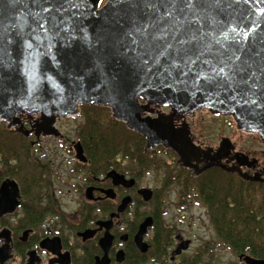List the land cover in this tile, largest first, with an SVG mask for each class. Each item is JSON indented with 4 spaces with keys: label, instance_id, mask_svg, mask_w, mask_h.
<instances>
[{
    "label": "water",
    "instance_id": "obj_1",
    "mask_svg": "<svg viewBox=\"0 0 264 264\" xmlns=\"http://www.w3.org/2000/svg\"><path fill=\"white\" fill-rule=\"evenodd\" d=\"M136 2L108 9L109 0H60L59 11L45 12L50 0H0V122L27 137H62L58 120L79 116L83 107L108 108L114 120L145 139L146 149L163 146L186 169H198L200 154L174 123L197 112L232 117L238 129L258 134L264 144V0H196L194 10L182 3L153 10ZM72 146L76 160L86 163L82 144ZM220 159L219 153L196 175L213 167L238 172ZM107 178L117 187L136 183L117 172ZM104 193L115 198L114 190ZM139 195L152 200L150 189ZM86 197L93 199L92 189ZM21 199L17 182H4L0 219L15 213ZM131 202L125 198L111 220L98 223L100 231L106 229L100 240L105 255L96 264H110V230ZM152 225L147 218L135 237L144 254L150 249L144 236ZM97 232L80 236L86 241ZM0 234L7 237L0 248V264H6L13 252L11 231ZM49 241L41 248L62 258L60 264H71L70 253L60 254V240L54 239V247ZM190 246L191 241H182L173 255ZM29 257L28 264L40 263L37 252ZM239 259L264 264L251 256ZM123 260L121 252L118 261Z\"/></svg>",
    "mask_w": 264,
    "mask_h": 264
},
{
    "label": "flooded vegetation",
    "instance_id": "obj_2",
    "mask_svg": "<svg viewBox=\"0 0 264 264\" xmlns=\"http://www.w3.org/2000/svg\"><path fill=\"white\" fill-rule=\"evenodd\" d=\"M160 111L162 113L168 114L170 109L162 108ZM79 116H81V114ZM152 117H156V115H153ZM213 120H222L223 122H227L228 119H226V116H215L209 111L205 110L185 117L174 123L177 129H183L186 131L185 133L194 146L196 152L200 154V163H195L199 166L198 169H186L182 167V165L177 161L174 162L173 165L175 168L181 167L182 169L179 168L181 171L183 169L189 171L188 175L190 174V178L194 181L213 171L229 175L236 181H239L241 184L246 186V188L252 189L254 193L250 195V197L253 199L254 211L256 215L255 230L259 234H264V145L261 143L258 136L246 134L244 131L236 128L237 126L235 127L237 131H235L231 136H221L219 139H217L216 144L207 141L204 130L208 128L206 125L211 123ZM22 123L27 129H30L28 120L22 119ZM0 128L7 129V131L14 132L15 134L23 137L27 143H30V147L33 149L34 153H38L40 151L45 139L51 138L43 136L37 138L33 133L27 137L24 134L17 132L14 128L8 129L7 124L2 122H0ZM52 138L57 139L61 145H63L64 142L69 143L67 152L76 162L74 168L75 171H73V173L77 172L83 173L85 175L84 184L83 186H78V189L86 203L83 204L82 209H80L79 212L74 215V217L69 218L62 210L57 198L52 194L54 205L58 206L57 211L48 212L46 217H44V220L39 225L30 227L26 222V219H29V216H27L28 214L24 211L25 198L23 195L22 185L17 179L8 176L9 171H16V173H18L20 168L15 163H8L9 166L7 169L2 165V167H0V189L3 183L7 180H14L19 185L22 197V204L16 210V212L5 215L0 219V233L3 231H11L12 238V242L10 243V246L13 249L12 257L6 262V264H28L30 260L29 253L31 252H37V255L41 259L39 264H50L53 260L57 262L62 261V258H60L58 255H54L50 250L48 251L42 249L40 246L43 241L48 239L50 240L49 243H51V245L54 247L55 244L52 242L56 238L60 240L62 245V251L60 254L64 255L65 253H70L71 264H96L97 258H102L105 255L100 246V240L105 235L106 229L103 228L100 231L98 223L111 220V216L118 212V208L122 204L123 200L127 197L132 199L131 204L128 206L125 212L120 215L119 218L114 219L113 226L110 230V234L114 237L112 247L109 251V259L111 261L110 264H133L134 261L142 260V258L146 259L142 264H159L154 263L155 259H152L149 256L147 258L144 257L150 253L152 249V242L155 238V210L152 206L154 205L152 202L154 199L158 200V204L161 208V214V212L165 210L163 209V206L166 204V199L164 201V191L167 189V185L171 182V180L176 181L177 187H180V180L178 176H176L177 179H171L169 176L165 177L164 186L162 187L160 185L155 187V189L139 186V180H143L145 174L149 175L150 171L145 174H141L140 172L131 174L126 170L119 171L111 169L106 174L97 176L96 173L90 169L92 162L90 161L88 153L84 147V154L88 160L86 163L76 160L75 148L70 144L69 139L63 134L62 137ZM250 139L255 140V142L249 143ZM243 141L248 143L247 147L239 145V143L242 144ZM79 142L81 143V141ZM249 145H251V148ZM257 146L258 148H256ZM163 149L165 148L159 146L153 151H148L145 144L143 154L146 156L150 155L151 157H156L164 151L167 156H170L171 152L168 151V149ZM219 153L221 154V163L228 169H236L238 172L230 173L222 168L213 167L209 170L201 172L199 175H196L197 171L203 169L207 163L210 162V159ZM41 156V158L46 157V155L43 153H41ZM52 166L53 164H50V166L48 165L47 167L51 174ZM151 171L153 173L157 172L155 170ZM110 172H117L118 174L124 176L127 180H135L136 183L134 187L126 188L124 186H115L113 180L107 178ZM160 172H163V175L166 176L163 170H160L157 173ZM241 175L246 176L247 180H244ZM170 187H173V185L171 184ZM88 189L93 190L92 200L87 199L86 197ZM142 189H150L152 191L151 201L145 202L142 196L139 195V191ZM109 190H114L115 198L111 199L106 197L104 192ZM193 198L194 196L188 199L183 198L184 202L182 203H184V206H181L180 204L179 207H182L184 210L187 209V205H185V203ZM134 207H136V211L133 213L136 217V222H133L131 219L132 208ZM144 207H149L150 212L145 211V213L140 215L138 210ZM86 216L89 217H87L88 220L86 219ZM147 218L153 219V225L148 229V232L144 236V241L150 246L149 251L144 254L138 249L135 242V237L139 232L141 224ZM164 227L165 229L174 232V236L172 237V246L174 245L176 248L173 251L169 250V260L166 263L174 264L179 262V257H181V255H183L188 250L183 251L181 255H173L178 246L185 239H183L182 236L176 235L178 232L177 227ZM88 230H98V232L93 238L84 241L80 234ZM6 239V236L1 237L0 248L5 245ZM121 252L123 253L124 257L123 262L118 261V254ZM55 264H60V262Z\"/></svg>",
    "mask_w": 264,
    "mask_h": 264
},
{
    "label": "trees",
    "instance_id": "obj_3",
    "mask_svg": "<svg viewBox=\"0 0 264 264\" xmlns=\"http://www.w3.org/2000/svg\"><path fill=\"white\" fill-rule=\"evenodd\" d=\"M81 116L85 122L81 126L83 131L79 130V140L92 162L90 169L97 176H102L111 169L126 170L131 174L163 170L165 177L177 179L175 167L164 165L157 157L144 155V139L127 130L122 123L113 121L107 109L84 107ZM31 152L23 137L0 128V164L6 169L13 162L19 166L18 173L9 171L8 176L21 183L25 198L24 211L29 216L26 222L28 226L35 227L44 220L48 212L57 211L58 206L54 205L50 181L45 180L42 170L38 173V161ZM209 178L205 181L186 178L181 193L185 199L195 195L207 207L216 240L205 243L193 256L182 257L174 264H210L208 256L220 246L227 247L238 257L249 255L264 260V234L255 230L256 215L254 202L250 197L254 191L223 173L213 172ZM152 204L156 205L155 238L150 253L144 257L155 259L154 263L166 264L174 232L161 224L158 200L154 199ZM145 260L142 258L133 264H142Z\"/></svg>",
    "mask_w": 264,
    "mask_h": 264
},
{
    "label": "rangeland",
    "instance_id": "obj_4",
    "mask_svg": "<svg viewBox=\"0 0 264 264\" xmlns=\"http://www.w3.org/2000/svg\"><path fill=\"white\" fill-rule=\"evenodd\" d=\"M105 109L109 111L110 118L113 121H116L112 117L111 110L108 108ZM82 110L83 108L81 109V113ZM226 119H228L227 120L228 124L227 122H223L222 120H213L211 123L206 125L208 128L204 130L205 131L204 133L207 138V141L216 144L217 139H219L221 136L223 137L231 136L235 131H237L235 129L237 124L233 120V118L226 116ZM84 122L85 121L82 118V116L62 118L57 121L56 128L65 137L69 139L70 144L72 145L73 142L80 141L79 130L81 129V126L84 125ZM122 124L126 127L124 123ZM126 129L129 130L127 127ZM81 131L83 130L81 129ZM129 131L133 132L131 130ZM245 133L252 134L260 138L258 134L247 133V132ZM246 141H243L242 144L239 143V145L247 147L248 143ZM249 141H250L249 143L255 142V140H251V139ZM144 142L146 144L145 139ZM28 145L30 146L29 142ZM68 146L69 143L64 142L63 145H61V143L57 139L51 137L45 139V142L43 143L38 153H34L31 147L30 150L33 152L34 158L38 161V165H39L38 168H40L38 173H40V170H42L43 175L46 176L45 180L50 181L52 188L50 189L51 190L50 192L57 198L58 203L61 205L62 210L66 213L67 217L70 218V217H74V215L77 214V212H79L80 209H82L83 204L86 202L85 199L82 198L81 192L78 189L79 188L78 186H83L85 181L84 180L85 175L83 173H77V172L73 173V171H75L74 168L76 162L73 159V157L67 152ZM82 146L84 147V145ZM249 147L251 148V145H249ZM256 148H258V146ZM147 150L153 151L151 149H147ZM168 151L171 152L170 156L169 155L167 156V154L164 151L160 153L159 156H156L159 159V161H161L164 165L166 164L168 166H172L176 161L179 162L178 155L171 150ZM41 153L45 154L46 157L41 158L42 157ZM147 157L152 158L150 155H147ZM50 164L51 165L53 164L51 169L52 174L50 173V170L47 168L48 165L50 166ZM0 167H2L1 164ZM179 168L181 167L174 168V170L176 171L175 172L176 176H178L180 180V187H177L176 181H172L171 184L173 185V187H170V185H168L167 189L164 191V196H165L164 201L166 199L165 201L166 204H164L163 206V209L165 210L163 211L164 214L163 212H161L160 220L163 226L177 227L178 229L177 228L176 229L178 230V232L176 235L182 236L183 239H185V241H191L190 248L188 249L187 252L181 255V257H179L180 260L182 259V257L184 258V257L193 256L196 252H198L199 248L202 245H204L209 241L216 240V234L214 232V228L207 214V207L203 203H201L197 197H194L193 199L185 203V205H187V209L184 210L182 209V207H179V205L182 202H184L183 201L184 195L183 193H181L183 190L184 180L186 178H190V174L188 176L189 171L184 169H183L184 171L183 170L181 171L179 170ZM212 173L213 171L207 173V175H203L197 180L200 181L208 180L210 179L209 176ZM163 174H164L163 172L153 173L152 171H150L149 175L145 174L143 180L142 179L139 180V186L145 188L149 187L153 189H155V187L160 185L163 187L165 183V176ZM152 206L155 210L156 209L155 205ZM135 211H136V207L132 208L131 219L133 220V222H136L135 221L136 217L133 214ZM145 211L150 212V208L149 207L141 208L140 210H138V213L141 215L145 213ZM175 248L176 247L173 245L170 248V251L175 250ZM208 257H209L208 261L210 264H244L240 262L239 257L234 252H232L227 247H223V246H220L219 248L215 249L214 252H211Z\"/></svg>",
    "mask_w": 264,
    "mask_h": 264
},
{
    "label": "snow or ice",
    "instance_id": "obj_5",
    "mask_svg": "<svg viewBox=\"0 0 264 264\" xmlns=\"http://www.w3.org/2000/svg\"><path fill=\"white\" fill-rule=\"evenodd\" d=\"M13 2H15V0H13ZM58 2H60V0H50L51 7L45 6L43 10L45 12L59 11V9L55 6ZM132 2L133 0H109L108 9L120 8L124 4ZM140 2H142L146 8H151L153 10L157 9L158 6L160 8H165L166 10L168 8H175L180 3L184 5V9L188 10H194L198 6L196 0H137L135 6H139ZM184 9H181V11ZM253 103H255V101H253Z\"/></svg>",
    "mask_w": 264,
    "mask_h": 264
}]
</instances>
